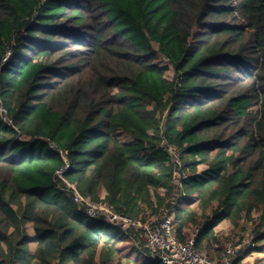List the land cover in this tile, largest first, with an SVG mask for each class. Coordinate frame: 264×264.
Masks as SVG:
<instances>
[{
	"label": "trees",
	"instance_id": "trees-1",
	"mask_svg": "<svg viewBox=\"0 0 264 264\" xmlns=\"http://www.w3.org/2000/svg\"><path fill=\"white\" fill-rule=\"evenodd\" d=\"M0 85V264L138 252L71 187L134 220L174 211L210 260L223 221L264 241V0H0Z\"/></svg>",
	"mask_w": 264,
	"mask_h": 264
},
{
	"label": "built area",
	"instance_id": "built-area-1",
	"mask_svg": "<svg viewBox=\"0 0 264 264\" xmlns=\"http://www.w3.org/2000/svg\"><path fill=\"white\" fill-rule=\"evenodd\" d=\"M10 54L4 59L8 61ZM2 91L0 88V107L2 103ZM3 110V111H2ZM0 114L2 120L7 125L11 124V120L7 115V110L1 107ZM170 152L177 154L171 147ZM176 162L179 164L178 157ZM61 176V173H60ZM72 188V197L75 204L84 207L86 215L90 218H103L111 224L120 226L122 228H134L141 230L146 239L147 248L151 251L152 258L156 256L161 257L163 264H235L238 259L237 251L234 245H229L225 248L226 259L219 262L210 260L206 254L196 250V237L197 233L185 242L181 243L174 230V217L173 214L167 212L160 220V225L152 228L150 225L141 223L139 220H134L129 217L121 216L114 210L113 206L106 203H95L84 199L74 187ZM256 244L250 242L248 249L254 250Z\"/></svg>",
	"mask_w": 264,
	"mask_h": 264
},
{
	"label": "rangeland",
	"instance_id": "rangeland-1",
	"mask_svg": "<svg viewBox=\"0 0 264 264\" xmlns=\"http://www.w3.org/2000/svg\"><path fill=\"white\" fill-rule=\"evenodd\" d=\"M159 64H161V65L168 64V62H167V60H165V61L161 60L159 62ZM173 77H174L173 67L169 66V69H168V71L166 73V78L168 80H172ZM0 88H1V91H2L1 85H0ZM1 99H2V96H1ZM2 103H3V100H2ZM1 107L4 110L6 109L2 104H1ZM1 107H0V109H1ZM0 116H1V114H0ZM1 118H2V116H1ZM120 140L121 141H127L128 138H127L126 135H122L120 137ZM170 155L174 156L175 160L178 157L177 156L178 154H176V153L173 154L172 152H170ZM197 168H198V171L200 173H202L203 171H206L207 166L204 165V164H199L197 166ZM160 193L162 195H164L165 194V190H161ZM98 194H99V197H100L101 200L105 199L106 191L104 190V188L99 189ZM151 196H152L153 201H156L153 191H151ZM82 197L84 199H86V200L94 202V201L91 200L90 195L89 196L87 195L86 197H84V196H82ZM173 197H174V199H173L174 203H176L177 199L180 198L181 202H179V204H177V207L181 211H185L187 209H192V210L196 209V207L194 205L190 204V199L191 198H189L187 196L186 197H181L179 195V193L175 194ZM95 203L102 204V203H106V202L102 201V202H95ZM106 204H108V203H106ZM167 212L168 211L163 209L162 211H160V213H155L152 210H150V208L145 207L144 212H143L142 216L140 217L141 219H137V220L141 221V223H143V224L150 225L152 228H156V227H158L160 225L161 218ZM171 213L173 214L174 211L170 212V214ZM173 217H174V215H173ZM254 217L256 218L257 214H254ZM241 227L242 228H235L231 224V222H229V221H223V222L218 224V226L216 227V232L219 234L218 239L222 242L223 249H225L229 245H234L235 249L237 251V257L239 258L241 253H243L248 248V244L250 242H254L255 244L259 245V249H260V251L262 250L263 253L261 255H259V256H254V257L252 256L251 257L252 261L248 262L247 264H250V263H253V264H264V241L257 242V243L255 242L254 234L252 232L253 228H254L253 223L250 220H244L241 223ZM123 229H124V231H132V232H135V233L138 234L139 238H138L137 242H134L135 244L134 243L132 244L138 250V252H135L134 250H127V251H129V253H123V252L119 253L118 255H115L114 257H112L111 260L108 261L107 264H142L143 262H147V255L144 254V252L142 251L144 249H148L147 248V244H146V239L143 237L144 236L143 232L141 230L134 229V228H129V229L123 228ZM192 234H194V233H192ZM30 252H32V253L34 252V245H31ZM204 254H206V253H204ZM213 261H218V260H213ZM14 264H22V263L17 261ZM242 264H244V263H242Z\"/></svg>",
	"mask_w": 264,
	"mask_h": 264
},
{
	"label": "crops",
	"instance_id": "crops-1",
	"mask_svg": "<svg viewBox=\"0 0 264 264\" xmlns=\"http://www.w3.org/2000/svg\"><path fill=\"white\" fill-rule=\"evenodd\" d=\"M262 253H263L262 250L260 251V249H259V245H257L256 249H254V250H250V249L247 248L243 253H241V255L238 258V260L240 261V264H242V263L247 264L248 262L252 261V258H251L252 256L253 257L254 256H259ZM250 264H253V263H250Z\"/></svg>",
	"mask_w": 264,
	"mask_h": 264
},
{
	"label": "water",
	"instance_id": "water-1",
	"mask_svg": "<svg viewBox=\"0 0 264 264\" xmlns=\"http://www.w3.org/2000/svg\"><path fill=\"white\" fill-rule=\"evenodd\" d=\"M174 179H175V182H176V183H179L180 180H181V176H180L178 173H176L175 176H174ZM155 258L158 259V260H160V261L162 262L161 257L156 256Z\"/></svg>",
	"mask_w": 264,
	"mask_h": 264
}]
</instances>
